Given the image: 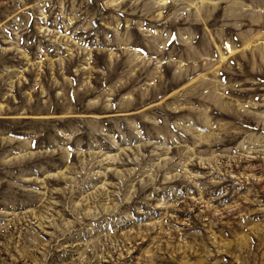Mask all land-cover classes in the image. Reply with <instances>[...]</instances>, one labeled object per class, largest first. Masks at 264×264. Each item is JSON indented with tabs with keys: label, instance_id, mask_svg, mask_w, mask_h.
I'll list each match as a JSON object with an SVG mask.
<instances>
[{
	"label": "rangeland",
	"instance_id": "374dc122",
	"mask_svg": "<svg viewBox=\"0 0 264 264\" xmlns=\"http://www.w3.org/2000/svg\"><path fill=\"white\" fill-rule=\"evenodd\" d=\"M0 264H264V0H0Z\"/></svg>",
	"mask_w": 264,
	"mask_h": 264
}]
</instances>
